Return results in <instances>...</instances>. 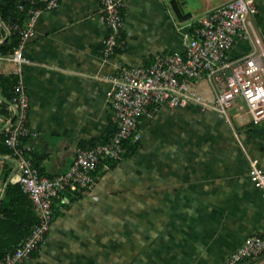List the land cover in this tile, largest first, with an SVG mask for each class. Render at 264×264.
Wrapping results in <instances>:
<instances>
[{
	"label": "crops",
	"instance_id": "1",
	"mask_svg": "<svg viewBox=\"0 0 264 264\" xmlns=\"http://www.w3.org/2000/svg\"><path fill=\"white\" fill-rule=\"evenodd\" d=\"M173 1L124 0L122 43L110 54L114 32L101 0H59L50 10L49 0H17L26 18L15 22L0 12V203L22 175L6 142L19 112L18 80L29 101L30 132L20 149L43 175H62L79 151L112 137V77L185 53L198 18L229 0H175L181 9ZM256 5L250 20L264 48V0ZM22 43L29 62L17 64L12 55ZM251 50L250 40L239 39L229 58ZM193 88L213 100L206 81ZM176 108L153 107L140 119V148L104 167L97 188L64 202L37 258L22 264H45L51 255L56 264H222L247 238L264 236V200L249 175L252 159L264 171V120L254 121L242 97L228 120L195 103ZM260 258L250 262L264 264Z\"/></svg>",
	"mask_w": 264,
	"mask_h": 264
},
{
	"label": "built area",
	"instance_id": "2",
	"mask_svg": "<svg viewBox=\"0 0 264 264\" xmlns=\"http://www.w3.org/2000/svg\"><path fill=\"white\" fill-rule=\"evenodd\" d=\"M257 0H229L223 6L200 16L196 22V37L185 53L171 52L157 56L148 65L122 68L112 77L111 106L117 125L115 134L105 143L90 150L77 153L68 172L55 179L41 175L23 157L18 144L28 134L27 117L29 101L22 79L15 86L13 101L18 105L14 128L8 131L7 144L20 158L23 175L20 179L23 190L37 206L40 223L22 245L7 255L1 264H22L30 254L45 242L51 231L50 197L56 196L67 186L77 183L86 185L91 181L90 171L101 159H121L125 148L124 139L142 137L138 129L140 118L149 113L150 107H185L191 103L204 109H213L226 116L238 97H242L256 123L264 120V48L250 20L258 9ZM124 0H101L109 15V25L114 35L107 43L110 54L119 46L123 20L121 9ZM59 0H49L44 9H55ZM35 15L41 12L34 8ZM27 35L32 36V32ZM24 38L25 35H24ZM239 39L251 41L249 54L236 60L229 58V51ZM12 60L17 64L29 62L25 56V44L18 46ZM206 81L213 93V100L207 101L195 91L193 84ZM254 185L261 190L264 200V171L255 159L251 160L249 173ZM264 256V236L254 235L222 264H255L253 261Z\"/></svg>",
	"mask_w": 264,
	"mask_h": 264
},
{
	"label": "trees",
	"instance_id": "3",
	"mask_svg": "<svg viewBox=\"0 0 264 264\" xmlns=\"http://www.w3.org/2000/svg\"><path fill=\"white\" fill-rule=\"evenodd\" d=\"M16 1L17 0H0V12H1V17L4 21L9 20L10 22H15L17 19H20V18L25 19L26 18L25 13L21 14L16 9ZM15 18H17V19H15ZM13 95H14V91H13ZM152 108H153V106L150 107V110ZM113 125H114L115 129H114L113 133L111 134V136H113L115 134V132L117 131L116 123H113ZM26 127L28 130L27 135H29L30 134L29 128H28V126H26ZM26 136H22L20 138V141L18 144V149H20L21 139L23 137H26ZM133 139L134 138H132V137L128 138V139H124L123 146L125 148V152H124L121 159H111V158L101 159L100 162L96 164V167L92 171H90L91 181L88 184L83 186V185L77 183L75 187L67 186L64 189H62L58 193V195L50 197V200H51V202H50V204H51L50 205V216H51L52 226H53L54 220L61 215V213H62L61 210L64 211L66 209L64 202L71 201V200H74V199L82 196V192H91L92 190H94V188H97L98 183H99L100 178H101V175L103 174V168L104 167L106 168L108 166L109 168H113L114 166L119 164V162H121L126 156H128V157L131 156L132 154H134L136 152V150L138 148H140V144H139L140 142H138V140L133 141ZM106 142H103L102 144H105ZM92 147H94V146H91V148ZM22 154H23V152H22ZM23 157H24V155H23ZM24 158L26 160H28L29 162H31V164H32V161L30 159H28L26 157H24ZM32 166H33V164H32ZM33 167L35 168V166H33ZM69 169H70V167H69ZM68 170H67V172H68ZM37 171L41 175H43L41 173V171H39L38 169H37ZM67 172H65L64 174H66ZM64 174H62V175H64ZM22 175H23V166H22ZM22 175H21V177H22ZM43 176H45V175H43ZM59 176H61V175L50 176V177L46 176V177L49 179H55ZM21 177H20V179H21ZM20 179H19V182L10 183L8 189L6 190V193H5V196L2 200V202L0 203V264H1V261L7 255L14 253L16 251V249L22 245L24 240L29 235L32 234L35 227L40 223V217H39V213L37 211V206L35 203H33L32 198L23 190ZM46 241H47V237H46L45 242ZM45 242H43V243H45ZM43 243H41V244H43ZM40 247L41 246H39L38 249L33 251L30 254L29 258L25 259L24 262H26L27 260H29L31 258H33V259L37 258V253H38ZM263 257H261V258H263ZM248 262H250V261H248Z\"/></svg>",
	"mask_w": 264,
	"mask_h": 264
},
{
	"label": "rangeland",
	"instance_id": "4",
	"mask_svg": "<svg viewBox=\"0 0 264 264\" xmlns=\"http://www.w3.org/2000/svg\"><path fill=\"white\" fill-rule=\"evenodd\" d=\"M176 109H178V108H176ZM147 244V243H146ZM146 247H152L151 245L150 246H146ZM44 263L46 264V263H49V264H56L57 262V257H54V256H50V258L49 259H44Z\"/></svg>",
	"mask_w": 264,
	"mask_h": 264
},
{
	"label": "water",
	"instance_id": "5",
	"mask_svg": "<svg viewBox=\"0 0 264 264\" xmlns=\"http://www.w3.org/2000/svg\"><path fill=\"white\" fill-rule=\"evenodd\" d=\"M182 6H183V4L181 2H178V1H175V0L173 1V7L175 9H181ZM180 17L183 18L182 16H180Z\"/></svg>",
	"mask_w": 264,
	"mask_h": 264
}]
</instances>
